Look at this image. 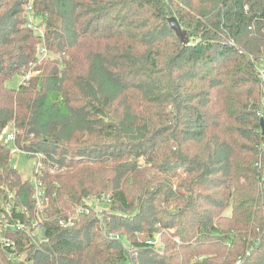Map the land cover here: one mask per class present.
Masks as SVG:
<instances>
[{"label": "trees", "instance_id": "16d2710c", "mask_svg": "<svg viewBox=\"0 0 264 264\" xmlns=\"http://www.w3.org/2000/svg\"><path fill=\"white\" fill-rule=\"evenodd\" d=\"M26 4L0 0V193L41 232L1 229L0 264H264V0H31L43 36ZM106 192L104 217L58 223ZM164 228L186 241L160 253Z\"/></svg>", "mask_w": 264, "mask_h": 264}, {"label": "rangeland", "instance_id": "374dc122", "mask_svg": "<svg viewBox=\"0 0 264 264\" xmlns=\"http://www.w3.org/2000/svg\"><path fill=\"white\" fill-rule=\"evenodd\" d=\"M35 20H34V30L35 31L43 30V26H37V27L35 26V22L39 23L38 19L36 21ZM50 55L51 56H57V55L49 52V56ZM33 74H36V72ZM22 79H24V77L16 75V76L12 77L10 80H8L7 84L9 86L15 87L22 81ZM11 155H12V163L16 167V169L18 170L21 178L22 179H28L30 181L35 180L36 178H35L34 173H33L35 158L27 155L26 153H24L22 151H17V150H14L11 153ZM35 167L37 168V165ZM88 197H89L88 201H93V202H85L82 199V203H81V205H79V206H81L79 215H78V213H74V215L77 214L76 215V217H77L76 221H81L84 219V217L96 215V214L100 215V216L103 215V217H104V213L107 211V209L109 207V193H107V192L105 194H101L100 196L99 195H90ZM1 198L2 197H1V193H0V204L4 202V201H2ZM10 198L11 197H9V199ZM207 201L208 200H202L201 202L203 204L204 203L207 204L208 203ZM90 205H93L92 209H91ZM94 205L96 206V208ZM205 206H207V205H205ZM70 213L71 212H69V214ZM39 216L41 217V214H39ZM102 222L104 223V220ZM103 223L100 226L101 227L100 229L102 232L99 231L102 234V236L99 237L97 239V241L103 240V238L106 236ZM35 233L38 234V230H36ZM113 233H110L107 236H114ZM154 236H155L154 241L156 242V247L158 248L160 253L164 252L165 245H182V243L184 241H186L184 238H180L179 236H177L174 229L168 230L167 228H164L162 230V232L156 233ZM204 242H205V244H199V245H203L204 247H207V248L212 247L209 244V239L205 240ZM199 243H203V242H199ZM24 255L25 254H23L22 257H24Z\"/></svg>", "mask_w": 264, "mask_h": 264}, {"label": "built area", "instance_id": "2783aa9c", "mask_svg": "<svg viewBox=\"0 0 264 264\" xmlns=\"http://www.w3.org/2000/svg\"><path fill=\"white\" fill-rule=\"evenodd\" d=\"M25 14L27 17L26 26L28 28L34 29L35 15H34L33 7L31 5V0H27ZM37 31L39 34H41V36H43L42 30H37ZM40 53L43 55V57L49 55V52L45 46H42V48L40 49ZM27 77H28V75H27ZM18 132H19V130L16 128H6L1 135L2 143L5 146V148L10 150V153H12L14 150L22 151L19 148H17L15 145V140H16ZM22 152H24V151H22ZM34 165L35 166L37 165V168L35 167L36 169H38L40 167V162L37 161V158H35V164ZM55 171H56L55 167L50 168V172H55ZM32 182H33L34 187H35V190L33 193V198L35 200L36 207L40 209V208H42V205H43V191L40 187V183L37 182L36 179L33 180ZM9 197H11V195L8 196V199L6 201H4L3 203L0 204V241L2 243H6V244H9L11 242L7 236H4L2 234L1 229H4V230L24 229L27 232V234H29V235H32V234L35 235L36 230H38V233L41 232V227H40L37 219L33 220V222L31 223V226H28V225L18 221L17 219L13 218V215L11 213V204L9 202ZM83 200L85 202H93V201H88L89 197H85ZM80 207L81 206H77L75 211L72 212L71 214H68L67 217L60 218L58 223L64 227L73 226L77 222L76 221V218H77L76 215L77 214L74 215V213H78V215H79ZM95 208H96V206H95ZM18 209L20 210L21 207H19Z\"/></svg>", "mask_w": 264, "mask_h": 264}, {"label": "water", "instance_id": "95a60500", "mask_svg": "<svg viewBox=\"0 0 264 264\" xmlns=\"http://www.w3.org/2000/svg\"><path fill=\"white\" fill-rule=\"evenodd\" d=\"M168 22L172 30L175 31L176 36L178 39L185 44L188 41L186 32L180 27L178 20L174 16L168 17ZM262 133H264V119L262 118L260 121Z\"/></svg>", "mask_w": 264, "mask_h": 264}]
</instances>
